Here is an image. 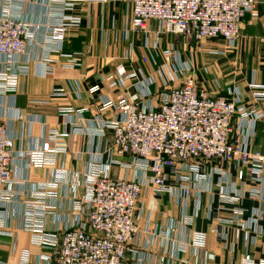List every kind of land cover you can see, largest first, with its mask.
Listing matches in <instances>:
<instances>
[{"label": "crops", "instance_id": "obj_1", "mask_svg": "<svg viewBox=\"0 0 264 264\" xmlns=\"http://www.w3.org/2000/svg\"><path fill=\"white\" fill-rule=\"evenodd\" d=\"M3 12H11L29 22L36 39L24 57L30 61L28 70L20 76L17 92L0 95V123L10 127L18 150L25 154L40 149L42 139L48 138L53 128L68 132V151L57 155L53 165L27 169L24 160H15L13 188L27 193L16 194L8 203L0 200V211L5 210L2 214L7 216L8 231L13 234L0 236V260L7 264H21L22 252L31 246L33 235L23 228L24 201L31 198L30 193L37 184L53 181L57 174L67 176V181L60 183L56 190V208L46 220L48 230L54 231L74 216L70 203L83 193L85 173L96 157L102 164L110 159L129 160L110 155L106 151V137L93 136L90 132L98 126V116L115 115L109 110L100 113L103 100L139 95L141 104H158L160 93L165 90L163 76L175 71V60L165 51L176 49L181 61L191 65L199 85L214 96L227 97V88L238 86L244 102L250 104L253 101L250 83L264 84V2L257 5V16L249 13L243 18L241 36L234 48H228L223 39L197 44L169 34L163 35L154 49L158 22H149L151 33L131 29L126 23V0L78 1L68 13L80 16L81 24L69 30L62 51L51 54L52 61L45 55L48 50L45 47L49 46L42 43L43 32L57 19L49 0H0V14ZM215 50H225L226 54L212 53ZM73 60L82 64L76 65ZM46 65L53 68L52 72H44ZM118 66H123L127 75L136 73L137 78H127L121 86ZM177 75L181 80L183 74ZM96 86L99 89L92 94L90 90ZM54 90L64 95L53 97ZM146 91L149 95L144 94ZM68 106L75 110L71 117L59 113L60 107ZM260 108L264 112V102ZM72 116L73 120L78 119V128L85 133L76 131ZM243 137L250 152L264 155V118L254 133L245 130ZM250 167H244L246 175L240 179L238 163L224 162L222 168L229 173L223 181L222 173L207 165L202 170L204 179L196 182L188 199L183 189L185 181L167 168L166 184L170 191L161 196L143 194L139 199L143 214L139 219L141 234L137 249L145 257L143 260L131 258L130 264H165L167 260L172 264H243L246 254H251L256 264L264 262V168L263 181L259 182L251 175ZM110 172L119 177L125 174V169L112 165ZM128 174L132 172L128 170ZM256 189L263 194L253 198L249 193ZM234 190L245 191V196L236 202L223 198L225 191L234 193ZM236 210L243 213L233 220ZM260 210L263 215L255 220ZM147 224L153 229L160 228L162 234L156 237L145 234L142 229ZM188 232L205 233V247L192 246ZM147 242H152L148 250L145 249ZM35 260L31 257L30 264Z\"/></svg>", "mask_w": 264, "mask_h": 264}, {"label": "built area", "instance_id": "obj_2", "mask_svg": "<svg viewBox=\"0 0 264 264\" xmlns=\"http://www.w3.org/2000/svg\"><path fill=\"white\" fill-rule=\"evenodd\" d=\"M78 1L94 0H49L57 19L43 32V46H49L45 47L48 48L45 53L48 61H52L50 56L53 52L62 51L69 30L81 24L80 16L68 13ZM126 2V23L131 29L151 33L149 22H158L152 45L154 49H157L161 37L169 34L180 35L196 43L223 39L228 48H234L241 36L243 18L249 13L257 16V5L264 0ZM35 39V31L29 22L11 12L0 14V95L17 92L20 76L28 70L30 61L24 57ZM212 53L224 55L226 51L215 50ZM165 54L174 58L175 71L163 76L165 90L160 93L158 104H141L139 95H120L103 100L100 113L109 110L115 115L111 118L98 116V126L90 132L93 136L106 137V151L110 155L117 154L129 160L110 159L102 164L96 157L85 173L83 193L70 203L74 216L64 220L54 231L48 230L46 220L56 208V190L60 183L67 181V176L57 174L53 181L37 184L30 193L31 198L24 201L23 228L30 231L33 238L30 248L22 252L21 264H30L31 257L36 259L33 264H130L131 258L143 260L145 256L141 257L137 249L141 234L139 219L143 214L138 206L139 199L143 194L161 196L170 191L166 184L167 168L185 181L183 189L187 199L196 182L204 179L202 170L207 165L222 173L223 181L229 173L222 168L224 162L238 163L241 167L238 170L240 179L246 175L244 167L251 165L253 178L263 181L264 155L250 152L243 134L245 130L254 133L258 122L264 118L260 108L264 102V84L250 83L253 98L250 104L244 102L238 86L228 87L227 97H217L199 85L191 65L181 61L176 49L171 48ZM73 61L76 65L82 64ZM44 69V72H52L53 68L46 65ZM116 70L121 86H124L125 79L137 78L136 73L127 75L123 66H118ZM177 73L183 74L181 80ZM98 89L93 87L90 92L94 94ZM144 94L149 95V91ZM51 95L61 96L64 93L54 90ZM74 112L70 106L59 108V113L67 117ZM71 123L77 126L76 131L80 134L85 133L78 128V119L73 120L72 116ZM108 132L110 139H107ZM67 136L68 132L53 128L48 138L42 139L40 149L25 154L18 150L10 127L0 123V200L8 203L16 194L27 193L13 188L15 160H24L27 169L51 166L57 155L67 153ZM112 165L123 167L125 174L112 176ZM234 191H225L223 198L236 202L245 196V191ZM249 194L256 198L263 192L256 189ZM3 212L5 210L0 211V236H11L8 218ZM242 213V210H236L233 220ZM262 215L263 211L256 212L255 220ZM142 231L154 237L163 232L149 224ZM187 236L195 248L205 247V233L188 232ZM151 243L147 242L146 250ZM0 264L7 263L0 260ZM165 264L172 263L167 260ZM243 264L256 262L251 254H246Z\"/></svg>", "mask_w": 264, "mask_h": 264}, {"label": "rangeland", "instance_id": "obj_3", "mask_svg": "<svg viewBox=\"0 0 264 264\" xmlns=\"http://www.w3.org/2000/svg\"><path fill=\"white\" fill-rule=\"evenodd\" d=\"M191 44H196V43H193V42H192ZM197 44H199V43H197Z\"/></svg>", "mask_w": 264, "mask_h": 264}]
</instances>
